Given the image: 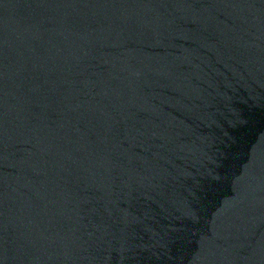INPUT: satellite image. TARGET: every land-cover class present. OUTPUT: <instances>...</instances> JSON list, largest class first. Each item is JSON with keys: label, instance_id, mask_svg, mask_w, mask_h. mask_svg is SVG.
<instances>
[{"label": "water", "instance_id": "1", "mask_svg": "<svg viewBox=\"0 0 264 264\" xmlns=\"http://www.w3.org/2000/svg\"><path fill=\"white\" fill-rule=\"evenodd\" d=\"M0 264H264V0H0Z\"/></svg>", "mask_w": 264, "mask_h": 264}]
</instances>
